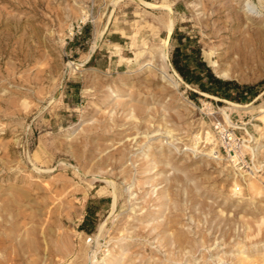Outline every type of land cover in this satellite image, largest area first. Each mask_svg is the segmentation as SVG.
I'll return each instance as SVG.
<instances>
[{
  "label": "rangeland",
  "instance_id": "374dc122",
  "mask_svg": "<svg viewBox=\"0 0 264 264\" xmlns=\"http://www.w3.org/2000/svg\"><path fill=\"white\" fill-rule=\"evenodd\" d=\"M144 2L172 7L170 35ZM166 41L168 67L146 66ZM176 48L256 93L188 84ZM205 103L256 139L252 173L195 145ZM262 108L264 0H0V264H264Z\"/></svg>",
  "mask_w": 264,
  "mask_h": 264
},
{
  "label": "built area",
  "instance_id": "2783aa9c",
  "mask_svg": "<svg viewBox=\"0 0 264 264\" xmlns=\"http://www.w3.org/2000/svg\"><path fill=\"white\" fill-rule=\"evenodd\" d=\"M222 112L219 106H214L212 103L202 105V113L210 122V131L217 145L213 156L227 162L237 172L250 174L255 166L249 153L248 141L241 132L243 128L232 118L227 121Z\"/></svg>",
  "mask_w": 264,
  "mask_h": 264
},
{
  "label": "bare ground",
  "instance_id": "6f19581e",
  "mask_svg": "<svg viewBox=\"0 0 264 264\" xmlns=\"http://www.w3.org/2000/svg\"><path fill=\"white\" fill-rule=\"evenodd\" d=\"M144 4H146L147 6L153 7V9L154 8H160V9L166 10L168 12L167 13V15H168L167 17L168 18H167V21H166V25H167L168 32H169V35H170L174 31V27H175V18L172 15L173 14L172 7L170 5H167V4H161L160 6H156L154 4H150V3H147V2H144ZM248 6L250 7V3L249 2H248ZM99 38L100 37H97V39L95 41V48L98 46ZM246 49H247L246 45H243V44L242 45L231 44V46L228 48V51L224 54V58H225V60H227V62L230 61L232 63V65L238 64V62H237L238 59L235 58V55L238 54V56L240 57V59L241 58L242 59H245L246 56H247ZM138 56L139 55H137V57ZM156 61L157 62L159 61L161 63V65H162L163 68H166V66L168 67V65H169V50L167 48V41L165 42V44H163L161 46V48L156 49V50H153L150 53V60H149L148 63H146V66L147 65L148 66L154 65ZM82 65L83 64H78V63H74V62H70L68 64V66L70 68H72L74 71H76L77 69H79ZM219 75L222 78L228 76V74H226V72L225 73L224 72H219ZM56 101L58 102L59 101V98L56 99ZM118 101H122L123 102L124 100H118ZM235 106L238 107V105H236V104H235ZM226 110H227L226 108L222 109V111L224 113V116H225V119L227 121H230V115L228 114V112ZM260 111H261V113L264 114V108H262ZM205 136H206V139H204V138L202 139L200 136L195 137L196 140H198V141H196L195 145L200 144L202 140L203 141L206 140V141L210 142L211 145H213V147L210 149L209 154L212 155L213 153H215V148L217 146L216 145V141L214 139V135H213V133L211 131H207L206 134H205ZM255 140L256 139L254 137H252V140H248V143L249 142L250 143H253ZM248 149L251 150L254 153V155L256 156L255 149H254L253 145H248ZM245 174H247V173H245ZM105 180L108 182V184L110 185V187L112 186L113 188H115L116 185L112 181L108 180L107 178H104V181ZM251 189L256 190V191H259L261 188H258V186L255 183H252L251 184ZM113 195L115 197V201H114V204H113V209L115 210L116 207H117V204H118V197H117V194L114 191V189H113ZM103 228H104V225H102L100 227V233L103 231ZM178 240H180V237H179V239H177V241ZM180 241L182 242V240H180ZM0 246H1V243H0ZM43 262H44L43 258H34L32 260H29L28 258L24 257L22 253H18L17 256H16L15 262H13L11 264H42Z\"/></svg>",
  "mask_w": 264,
  "mask_h": 264
},
{
  "label": "trees",
  "instance_id": "16d2710c",
  "mask_svg": "<svg viewBox=\"0 0 264 264\" xmlns=\"http://www.w3.org/2000/svg\"><path fill=\"white\" fill-rule=\"evenodd\" d=\"M89 27L90 25H87L85 27V30ZM187 60L188 59L181 53L180 48H176L173 54L172 62L175 69L188 84L197 85L205 92H214V88H216V93L223 92L224 96H226L227 98H231L229 92L232 91H236V95L244 93H256L255 90L257 89V86L241 87L233 81H224L216 77L210 67H208L203 61L199 50L197 51V66L201 68L204 72L203 76L201 73H197L196 71H189V68L186 64ZM204 79H207L209 85H211L212 88L207 87L208 85L203 83ZM81 230L87 233H90L92 232V230H94V226L89 229L88 218H86L85 221L82 223Z\"/></svg>",
  "mask_w": 264,
  "mask_h": 264
}]
</instances>
